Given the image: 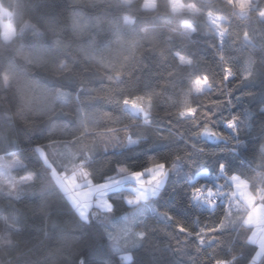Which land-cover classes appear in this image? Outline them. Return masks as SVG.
I'll list each match as a JSON object with an SVG mask.
<instances>
[{
  "label": "trees",
  "instance_id": "obj_1",
  "mask_svg": "<svg viewBox=\"0 0 264 264\" xmlns=\"http://www.w3.org/2000/svg\"><path fill=\"white\" fill-rule=\"evenodd\" d=\"M181 1L195 11H175L171 0H156L153 8L145 0H0V12H11L12 26L4 31L0 23V53L11 49L19 57L0 56V72L10 74V63L16 66L7 87L0 77V156L23 162L14 171L18 177L41 175L39 182L12 193L0 185V264L250 263L258 250L250 241L253 228L241 217L231 221L229 206L236 177L246 180L256 203H264V0H254L247 9L235 0ZM211 16L223 18L222 38ZM74 20L87 29L82 35L74 33ZM133 40L134 49L119 43ZM35 45L67 59L71 72L63 73L57 64L28 63L25 56ZM89 45L97 57L123 63L118 82L107 79L111 68L78 52ZM226 69H231L227 78ZM204 76L208 88L196 93L193 82ZM71 77L92 81L79 93L86 111L111 113L112 119L91 125L103 130V136L94 131L80 135L81 103L74 98L77 86ZM61 86L73 94L69 102L53 101ZM106 86L120 90L111 101L97 98ZM123 95L145 97L147 123L144 112L118 102ZM29 100L31 106L20 110ZM189 107L194 114L179 115ZM61 125L75 135L56 127ZM67 144L74 145V160L64 155ZM37 147L52 162L46 165ZM73 161L96 183L115 176L122 166L142 171L156 162L171 167L179 161L149 199L153 211L135 225L144 236L128 249L129 262L110 242L106 225L83 220L53 176L54 169H73ZM221 163L226 165L223 172L218 170ZM48 172L62 198L47 191ZM197 188L203 192L194 199ZM131 194L125 187L109 193L114 215L138 206L127 202ZM214 195L219 201H208ZM239 203L247 215L251 206ZM178 224L189 231H179ZM258 264H264V256Z\"/></svg>",
  "mask_w": 264,
  "mask_h": 264
},
{
  "label": "rangeland",
  "instance_id": "obj_2",
  "mask_svg": "<svg viewBox=\"0 0 264 264\" xmlns=\"http://www.w3.org/2000/svg\"><path fill=\"white\" fill-rule=\"evenodd\" d=\"M131 1L132 0H127V2ZM235 1L241 9H247L252 5L254 0ZM171 2L172 7L175 11H195L193 5L186 6L182 3L181 0H171ZM155 5L156 0H145L146 7L153 8L155 7ZM10 19L11 12L6 9H1L0 23L4 31L12 28ZM210 22L222 38L225 34V31L221 26L223 18L218 16H211ZM182 58L183 60H190L186 57ZM206 88H208V84H202L201 90L199 92L204 91ZM195 92L199 93L197 91ZM130 108L135 110L136 112H143L140 109H134L131 105ZM47 159L48 163H50V161L52 162V159L48 158V155ZM73 164L74 168L72 167L73 169H71L70 171L64 170L59 172L54 169L53 172H55V175L61 178V183L58 184L70 199L73 206L77 209L80 217L83 220H91L94 211H100L101 213L105 214V217L99 220L101 223H104L106 225L112 245H114L116 249L122 250L124 260L126 262H129L132 259V253L128 249L134 248L140 244V240L137 235V233H140V231L136 229L135 225L140 218L145 217L148 213L153 211V208L151 207V205H149V199L158 194L160 189L165 184L169 174L171 172H174L179 166V161H176L173 164L174 166L172 165L171 167H168L167 175L157 189L156 195H152V186L147 184L152 176V173L147 171L148 168L142 171H132L127 167L122 166L120 167V169L125 168L127 169V172L121 173L119 169L118 173L115 176L108 178L104 182L96 183L93 181L88 171L82 166L81 163H75L73 161ZM21 166H23V162L18 158L9 159L5 156H0V185L7 188V190L11 193L18 190L21 185L33 181V179H26L28 176H32L31 174L23 177H18L14 173V171ZM133 172H139L142 174L139 180L132 175ZM141 180L145 182L144 188L140 187ZM102 185H104V187H101ZM121 187H125L132 191V194L127 195L126 198L135 197L137 195V191L139 190L145 192L146 199L134 204H130L138 206L126 212L125 214L117 216L113 214L112 202L109 198V193ZM109 202L111 205V210H108ZM254 202H256V199H254ZM242 207V204L238 201V195L234 193L233 196H231V203L229 206V215L232 217L231 221L234 222L235 218L241 217L242 219H244V222L247 226L253 228L252 234L250 236V241L258 246V250L249 264H258L264 256V203L260 202L258 207L253 210L252 208H249V212L247 215L243 209L245 207ZM226 222H229V220L227 219Z\"/></svg>",
  "mask_w": 264,
  "mask_h": 264
},
{
  "label": "snow or ice",
  "instance_id": "obj_3",
  "mask_svg": "<svg viewBox=\"0 0 264 264\" xmlns=\"http://www.w3.org/2000/svg\"><path fill=\"white\" fill-rule=\"evenodd\" d=\"M125 3H127V0H124ZM261 15H264V13H261ZM96 27H99V22H97ZM87 29L83 26H81L80 22L78 20H74L73 21V31L75 34L82 35ZM11 39V37L6 36L5 40H9ZM58 45L61 47H67V44L63 41H57ZM121 44L122 47H126L128 49H134L136 47V41H120L119 42ZM78 52L85 57L88 61H90L91 63L95 64V65H99L102 68H111L112 74L108 75L107 79L109 81H119V79L122 77L123 75V63L118 62L115 58H113L112 60H109L106 57H97L96 55L93 54V50H92V46L89 45L88 48H84V47H80L78 49ZM126 59V58H125ZM25 60L28 63H34L36 64L37 67H44L48 64H57L58 70L62 71L63 73H69L71 72V65H69L67 59H63V58H59L57 53L54 50H49L43 46H39V45H35L33 46V51L29 54H27L25 56ZM183 63H190V61L187 60H183V58H181ZM9 68L11 70V79H9L8 75H5L3 77L4 82L6 83H10L11 80L13 79V77L15 76L16 73V66L14 64L9 65ZM226 77L231 75V69H226ZM72 80V82L76 83L77 86V94L74 97L76 99L77 102L81 103V107L78 109V118H79V126H78V131L80 133L81 136H84L86 133H88L89 131H94L96 132V134L98 136H103L104 132L103 130L101 131H97V129L95 127H92L91 125H93L95 123L96 120L98 119H106V120H110L112 119V115L111 113L108 112H103L100 109H95L92 112H88L84 109L82 102H80L79 100V93L80 92H84L86 91V89L89 87V85L91 84V79H81L79 77H71L70 78ZM208 82V77L204 76L203 78L201 77H197L194 82H193V89L197 92H199L201 90V85L205 84ZM117 91H120L119 89L115 88V87H111V86H106L104 88H102L101 90H99L97 92V98H101V99H106L108 101H111L114 96L113 94L116 93ZM52 99L54 102H61V103H65V102H69L71 99H73V94L69 91H66L64 86L58 87L57 89H55ZM151 97H148V102H150ZM145 101V97L144 96H136L135 98L129 97L127 95H123L122 98L118 101L120 104H122L123 106H128L131 105L134 109H140L141 111L144 112L145 114V122L147 121V116H148V111H147V107L145 106L144 102ZM31 101H25L22 102L21 104V109L23 110L24 107H29L31 106ZM195 113V109L194 108H187L185 110H181L179 112L180 116H185L186 114H194ZM230 126H231V122H230ZM56 127H60L62 131H65V134L68 135H75V131L72 130H68L67 125H61V126H56ZM109 132H114V129H108ZM205 131H207V129H205ZM136 141L134 140H129V143H135ZM66 147L68 148V151L66 154V157L69 159H75V153L72 152V147H74V145L72 144H67ZM36 151L39 153V155L41 157L44 158V163L47 165L48 164V159H47V155H46V150L42 147H37ZM176 159H179V157H177ZM174 166V165H173ZM226 169V165L224 163H221L218 165V170L223 172ZM148 172L152 173L151 179L147 182L148 185H151V192L152 195H156L157 193V189L159 188L160 184L163 182L165 176L167 175L168 172V165L164 162H156L154 163L151 167H149L147 169ZM121 173H125L127 172V169L125 168H121L120 169ZM132 175L134 177H136L138 180L140 178V176L142 175L139 172H133ZM53 176L55 177L57 183H61V178L55 175V172H53ZM27 180H32L33 177L32 176H28L26 178ZM246 182L241 181L239 186L245 185ZM101 187H104V185H102ZM140 187L144 188L145 187V182L144 181H140ZM211 195V192L209 193ZM201 196L200 194V189H194V199H199ZM127 202L129 204H134L137 203L141 200L146 199V195L144 191H137V195L135 197H128L126 198ZM249 200L252 199L251 196L248 197ZM108 210H111V205L109 202L108 205ZM166 214V213H165ZM171 218V217H169ZM179 231L182 232H188L189 230L187 228H185L183 225L178 224L177 225ZM216 229H211V231H215ZM201 231H204V229H201ZM190 234V233H189ZM137 235L140 238H143L144 233L140 232L137 233ZM217 264H225V262L223 261H217Z\"/></svg>",
  "mask_w": 264,
  "mask_h": 264
},
{
  "label": "clouds",
  "instance_id": "obj_4",
  "mask_svg": "<svg viewBox=\"0 0 264 264\" xmlns=\"http://www.w3.org/2000/svg\"><path fill=\"white\" fill-rule=\"evenodd\" d=\"M9 53H11V55L13 56H16V53L14 51H12L11 49H9L7 52H4V53H0V56H2L5 60H7L8 58V55ZM17 59H19L18 56H16ZM5 75H8L9 76V79H11V75L7 72H0V77H3ZM3 83H4V86L7 87L8 86V83L4 82L3 80ZM147 123V122H145ZM32 177H33V180L35 182H39L40 179H41V175L38 173V172H33L31 173ZM47 183L49 185L47 191L49 192V194H51L52 196H55V197H60L62 198L63 197V193H61L58 189V187L51 181V174L50 172H48V176H47Z\"/></svg>",
  "mask_w": 264,
  "mask_h": 264
},
{
  "label": "crops",
  "instance_id": "obj_5",
  "mask_svg": "<svg viewBox=\"0 0 264 264\" xmlns=\"http://www.w3.org/2000/svg\"><path fill=\"white\" fill-rule=\"evenodd\" d=\"M241 181L246 182L245 179H241V178H238V177H236V178L233 179L234 187H235L234 188V193L236 195H238L239 201H243L245 203H248L251 206L252 210H253V209H255V208L258 207V205H259L260 202L259 203L254 202L253 195L249 193L248 183L247 182H246L245 185H242V186H239L238 187V185H240V182ZM249 196L252 197L251 200L248 199Z\"/></svg>",
  "mask_w": 264,
  "mask_h": 264
},
{
  "label": "built area",
  "instance_id": "obj_6",
  "mask_svg": "<svg viewBox=\"0 0 264 264\" xmlns=\"http://www.w3.org/2000/svg\"><path fill=\"white\" fill-rule=\"evenodd\" d=\"M130 110L131 111H133V112H135V113H140V112H136L135 110H133V109H131L130 108ZM203 192V190L202 189H200V193H202ZM263 192V191H262ZM260 193V195H262L263 193ZM208 201H210V202H218L219 201V196H217V195H214V196H211V197H208Z\"/></svg>",
  "mask_w": 264,
  "mask_h": 264
},
{
  "label": "water",
  "instance_id": "obj_7",
  "mask_svg": "<svg viewBox=\"0 0 264 264\" xmlns=\"http://www.w3.org/2000/svg\"><path fill=\"white\" fill-rule=\"evenodd\" d=\"M104 217H105V214L101 213L100 211H94L92 214V220L93 221H96V220L104 218Z\"/></svg>",
  "mask_w": 264,
  "mask_h": 264
},
{
  "label": "bare ground",
  "instance_id": "obj_8",
  "mask_svg": "<svg viewBox=\"0 0 264 264\" xmlns=\"http://www.w3.org/2000/svg\"><path fill=\"white\" fill-rule=\"evenodd\" d=\"M262 197H263V194L259 196V199L261 200V199H262Z\"/></svg>",
  "mask_w": 264,
  "mask_h": 264
}]
</instances>
